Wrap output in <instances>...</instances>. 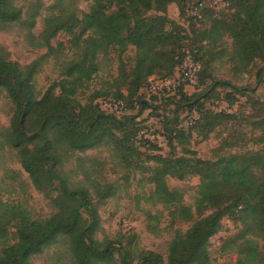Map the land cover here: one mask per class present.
<instances>
[{"label":"trees","instance_id":"obj_1","mask_svg":"<svg viewBox=\"0 0 264 264\" xmlns=\"http://www.w3.org/2000/svg\"><path fill=\"white\" fill-rule=\"evenodd\" d=\"M79 1L57 0L46 6L35 0L24 12L17 0H0V31L25 26L34 47L48 51L21 66L0 47V100L6 97L12 104L10 126L0 128V149L17 154L34 188L54 210L49 218L36 220L23 204L0 198V264H33L35 257L51 249H55L54 264H214L210 241L223 231L225 218L239 227L237 235L223 244L224 253L237 255V261L229 264H264V101L250 98L257 112L246 116L255 134L248 141L260 147L256 151L224 153V148L236 147L225 139V147L214 150L225 155L213 160L186 149L181 156L176 153L194 133L204 141L219 127L238 120L237 113L206 108L204 101L218 88L228 90L225 101L231 105L238 101L237 95L248 97L257 91L256 86L238 87L213 78L210 69L216 62L227 58L243 75L259 66L256 84L264 83V0H227L228 7L207 9L201 19L190 17L187 10L210 0H90V13L78 8ZM173 4L181 16H187L189 30L168 17ZM43 11L44 31L35 36L33 29ZM61 33L69 36V46L53 47ZM65 48L72 55L61 60L68 56ZM131 49L133 57L126 58ZM187 51L202 66L197 84L205 88L198 95L181 89L171 99L174 118L166 116L163 126L169 152L156 153L159 145L140 134L145 122L129 113L142 105L143 91L152 79L175 74ZM113 54L118 56L116 75L102 91L81 100L83 90L102 71L104 61L112 62ZM52 56L58 76L43 92L37 88L36 76ZM99 98L125 103L127 113L118 117L104 111L96 102ZM164 106L149 109L155 112ZM181 108L198 111L193 127L178 128ZM100 148H108L127 173L140 171L152 186L146 202L165 207L172 227L192 224L185 232L175 231L167 260L137 248L135 237L127 243L125 237L99 238L100 205L114 198L118 187L99 181L95 164L87 167L86 159L78 155ZM74 158L82 180L74 181L67 171ZM189 177L200 180L194 207L168 185L170 178Z\"/></svg>","mask_w":264,"mask_h":264},{"label":"rangeland","instance_id":"obj_2","mask_svg":"<svg viewBox=\"0 0 264 264\" xmlns=\"http://www.w3.org/2000/svg\"><path fill=\"white\" fill-rule=\"evenodd\" d=\"M57 0H43L46 6L52 5ZM35 0H17V4L23 7L24 12L31 10V3ZM209 3V2H208ZM78 8L84 13H90L93 8V4L90 0H80ZM115 10V9H113ZM153 14L154 13H150ZM168 17L185 29L189 30V22L187 16H181L178 7L173 4L168 8ZM46 17V11L41 13V16L36 21V26L33 29V34L39 36L44 31V19ZM69 36L61 33L56 39L52 41V46L57 47L60 43L64 46H69ZM0 47L5 48L10 55V59L13 62L19 63L21 66L29 65L47 54L46 49H38L34 47L33 41L29 38V31L25 26L15 25L8 31H0ZM68 56L62 57L63 60L66 57H71L72 52H69V48L63 50ZM134 51L131 49L127 53V57H133ZM57 60L54 56L49 60H45L41 65V70L36 76V83L38 90L43 92L49 87V85L57 79L56 75V63ZM262 66L261 63H259ZM118 67V56L112 55L111 61H104L102 64V71L99 75L89 83L88 87L83 90L80 96L81 100L91 96L95 92L102 91L110 81L112 75H116ZM259 66H255L250 74H237L233 65L224 59L216 62L214 67L210 69L212 77L217 80L227 81L233 83L238 87H250L256 86V93L248 95V97L236 96L238 101L233 105L225 101L226 92L223 88H218L216 92L204 102L207 103L206 108H210L215 112L230 108L233 113H237L238 120L234 123L219 127L214 134H211L208 139L203 141L201 136H197L194 133L192 138L187 141L185 147L180 146L176 153L181 156L183 150L195 151L198 157L203 160H213L219 156L225 155V152L236 153L242 150L256 151L260 147L252 142L248 141L250 137L255 138V134H252L251 127L247 121V117L252 116L255 112L253 110V104L249 102V99H260L264 101V83L262 85L256 84V72ZM211 83V79L207 81ZM205 86L199 84L186 88L188 95L200 94L204 90ZM177 95V94H176ZM173 94H161L158 96H151L144 93L142 105H136L133 111L129 114L140 116L138 121L145 122L146 128L140 133L144 140H150L152 143L159 145V152L156 153H168V145L166 136L164 135V118L166 116L173 117V113L176 111L171 104V99L176 97ZM111 99L112 96H109ZM153 97L157 100L154 101ZM100 104L101 108L106 109L102 104L103 98H99L96 101ZM108 102V101H107ZM161 104H167L164 106V110H156L153 112L152 106H160ZM103 106V107H102ZM145 107V108H144ZM143 111L142 115L141 112ZM171 112V114H170ZM195 113L198 114L196 109L190 110L188 108H181L177 113L178 122L180 124H186L191 120ZM247 116V117H246ZM12 117V104L10 100L3 97L0 100V128L6 129L10 126ZM186 128V127H184ZM226 142L235 144L236 147L232 149L224 148V153L219 151L216 153L214 150L225 147ZM234 146V145H233ZM147 148H142L146 150ZM86 159V166L89 167L95 164V168L100 172L97 174V179L103 183H114L118 187V193L114 198L108 199L103 205H100L99 213L102 218V234H99V238L103 239L107 237L112 240H120L125 237L124 242H128V239L135 237V243L137 248L153 251L161 254L165 260L168 257V245L174 237L176 230L183 232L187 231L192 224L178 223L172 227V220L169 217V211L161 206H154L151 203L146 202V196L149 195L152 186L146 183L141 177L140 171L137 174H129L123 168L117 165V159L112 155L108 148H100L97 150L88 151L86 154H81ZM77 157V156H76ZM76 158L68 165L67 171L74 181L82 180V176L79 174ZM144 160V158H142ZM150 165V164H148ZM200 180L198 177H189L183 181L177 179H168V185L171 189H178L185 199V204L189 206L195 205V200L198 197V187ZM0 198L9 202H19L26 206L34 219L44 220L49 218L54 210L52 209L49 201L39 193L33 186L28 174L22 169L18 162L17 154L9 148L0 149ZM96 202V201H95ZM156 217L155 219H153ZM157 229V230H156ZM239 227L233 222L232 219L225 218L223 220V231L213 237L210 241V253L214 264H229L237 261V255L233 253L226 254L223 252V244L228 239H231L237 235ZM264 249V244L261 243ZM54 250L51 249L41 256L33 259V264H54L55 256Z\"/></svg>","mask_w":264,"mask_h":264},{"label":"built area","instance_id":"obj_3","mask_svg":"<svg viewBox=\"0 0 264 264\" xmlns=\"http://www.w3.org/2000/svg\"><path fill=\"white\" fill-rule=\"evenodd\" d=\"M228 6L229 3L227 0H210L209 3L199 2L192 4L188 8L187 13L192 18L201 19L207 9L220 10ZM201 70V64L195 60L189 51H187L183 64L176 70L174 75L152 79L149 85L144 89V93L158 97L164 93L176 95L181 89L197 85ZM102 103L106 108L102 109L108 113L115 114L118 117H122L127 113V105L123 102L103 101ZM221 111L228 114L232 113L230 108ZM198 119L199 115L195 113L191 120L187 121L186 124H180L178 128L193 127Z\"/></svg>","mask_w":264,"mask_h":264}]
</instances>
